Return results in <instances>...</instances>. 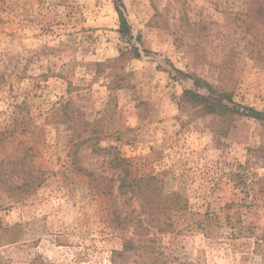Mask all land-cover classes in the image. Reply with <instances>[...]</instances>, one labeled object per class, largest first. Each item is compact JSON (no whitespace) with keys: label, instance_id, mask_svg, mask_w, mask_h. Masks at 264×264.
Returning <instances> with one entry per match:
<instances>
[{"label":"rangeland","instance_id":"1","mask_svg":"<svg viewBox=\"0 0 264 264\" xmlns=\"http://www.w3.org/2000/svg\"><path fill=\"white\" fill-rule=\"evenodd\" d=\"M122 2L129 42L112 0H0V130L15 127L0 162L27 149L43 172L32 190L0 189V264H113L133 223L121 230L117 216L136 209L133 221L155 223L71 163L72 129L95 120L99 146H117L133 175L157 176L184 203L159 219L171 225L154 244L164 264H264V123L235 115L217 139V118L178 106L193 82L175 72L264 111V54L251 56L239 15L249 0ZM133 45L139 58L120 56ZM66 100L77 116L64 122ZM105 158L84 145L77 163L111 175Z\"/></svg>","mask_w":264,"mask_h":264},{"label":"trees","instance_id":"2","mask_svg":"<svg viewBox=\"0 0 264 264\" xmlns=\"http://www.w3.org/2000/svg\"><path fill=\"white\" fill-rule=\"evenodd\" d=\"M115 11L118 15V29L117 32L127 42L133 39L130 25L124 15V5L122 0H112ZM242 18L244 31L250 36L248 44L250 46L251 56L259 61L264 54V0H249L248 8L245 12L239 14ZM128 54L131 57L139 58L140 51L137 46H131L125 53L120 56ZM175 72L183 78H188L193 82V88H186L182 91L178 102L180 108L189 106L194 108L196 115H212L217 118L216 127L213 132L218 139L224 136L229 126L232 123L234 116H246L264 123V111L256 110L252 107L236 104L232 101L231 93L227 91H217L212 85L194 74L184 73L179 69ZM108 85L111 89L117 85ZM112 86V87H111ZM203 90V91H200ZM69 100L59 104L57 108L60 118L65 122L66 120H73L76 118V111H69ZM70 118V119H69ZM101 122L95 120L89 131L84 133L72 129L71 138L69 142L71 147L68 151V156L72 157L71 163L76 170L86 175L94 186L99 187L103 193H111L116 185L117 191L127 196V200L138 199L139 206L142 208L141 212L147 215H156L150 221L155 223L148 224L144 219H132L136 209L131 210V216H117L115 226L126 229L129 223H132V230L129 234H124L122 237V247L119 250L112 251L113 264H164L162 255L154 246L158 233L164 232L170 227V223L160 222L161 216L167 215L171 209H182L184 203L178 194L164 193L162 181L155 175L135 176L131 173L129 163L123 157L115 145L99 146V133L102 132ZM13 129L3 128L0 130V142L6 139L13 131ZM28 129L23 127L20 131L26 132ZM89 145L91 150L97 154L103 153L106 155L104 163L111 169V175L96 174L93 171H88L80 166L77 162L79 151L82 146ZM0 166L3 169L2 177L0 178V189L4 191L26 192L34 189V186L41 180L42 171L37 170L30 164L27 149H22V155L13 160H6ZM14 176L18 182L14 181ZM228 203L226 207L231 206ZM240 225V224H239ZM241 227V226H240ZM242 229L252 232V227H241ZM264 238V235L262 236ZM259 239L256 240L258 243Z\"/></svg>","mask_w":264,"mask_h":264}]
</instances>
